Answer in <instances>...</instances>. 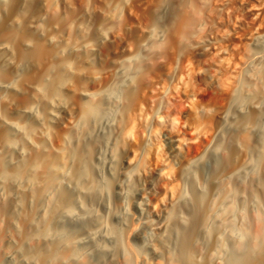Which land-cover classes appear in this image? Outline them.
<instances>
[{"label": "bare ground", "instance_id": "6f19581e", "mask_svg": "<svg viewBox=\"0 0 264 264\" xmlns=\"http://www.w3.org/2000/svg\"><path fill=\"white\" fill-rule=\"evenodd\" d=\"M49 4L0 0V264H264V0L182 3L164 48L208 26L206 10L225 17L206 46L222 96L203 97L183 61L188 131L166 151L128 84L132 57L94 69L114 25L86 33L82 7L67 21Z\"/></svg>", "mask_w": 264, "mask_h": 264}, {"label": "rangeland", "instance_id": "374dc122", "mask_svg": "<svg viewBox=\"0 0 264 264\" xmlns=\"http://www.w3.org/2000/svg\"><path fill=\"white\" fill-rule=\"evenodd\" d=\"M184 1L185 0H166V1L165 0H49L48 1L47 0L48 4L51 3L49 4L52 6L50 8L52 10L55 9L54 10L55 13L58 11H62L65 14L63 16L64 19L67 21L71 19L70 16L74 20L75 19L74 17L76 16L75 13H77L80 9L83 8V10H81L83 12L82 15L81 16L79 15L80 17L79 16L78 17L80 18V21H82L83 25H86L85 27L88 26L87 28H85V31H87L86 33H90L93 30L92 28H94L93 26L97 25L98 23H103L104 26L106 25L105 27H108V25L109 26L114 25L115 27L114 30H111L107 33L108 37L106 38L105 42H103V44H100V46L97 48L98 50V51L96 50L97 54L94 53L93 58L96 59L94 60L96 63L93 61L94 69H96V71L100 70V72L103 71L106 72L105 68H107L106 65L107 63L105 62L109 60L108 58L117 60V58L120 59L124 55H130L132 57V63L129 62V64L127 63L125 65L128 66L127 68L130 67V69H128L130 70L128 73L129 75L133 76V80L128 84L131 88L134 87L135 88L134 90L136 91V93H138L137 95L144 108L143 109L141 107L140 110L142 109L144 116H146L144 117V119L147 118L145 121L148 120L147 122L148 124L154 123L155 125H158V127H160L159 132L161 133H158L159 135L157 134V138L155 135L154 138L157 140L153 138V141L156 144H160L163 142L161 144L162 147L164 148L162 149V151L168 150L169 146L167 145V141H165L167 140V137L169 139L174 135H176L177 132L178 134L176 136H179L180 129L181 130L183 129L181 131L182 134L183 133L185 134L188 131L187 128L182 127L181 123L178 124L179 121L178 119L185 118L187 116V113L185 112L189 109L186 103L184 105L185 102L184 98L181 97L185 91L182 90L183 92L182 93L181 89H178L179 83L181 82L179 81L181 78L180 75H182V73L184 74V71L183 69H181V66L182 65L184 66V64L186 63L185 60L186 61L191 60L193 65H196V68H199L201 71H203L202 74L198 77L199 78L198 81L200 82V83L198 82V84L200 85H198L199 87H197V89L201 90V93L204 94L202 95L203 97H205L206 99L208 97L207 100H209L210 98H214L215 96L220 94H221L220 97L222 96V93L218 88V86L216 87L215 84L213 85V83L209 81L211 74H213V72L217 68V64H216L217 62L215 57L212 58L207 54V53L210 54V52L206 50L207 49L206 46L209 47V45L211 44L209 43L212 39L209 37L212 36L211 32L213 31L216 32L218 30L217 23H221V22L224 23L225 17L223 20V18H220L219 15H216L215 13L212 14L213 12L212 13L210 12L211 15L213 16L215 15V17L216 16L219 17L216 18L217 20L219 19V22L216 21V23L213 24V22H210L212 21L210 13L206 10L205 12H207V14L205 20L208 23V26H203V25H201V27L193 26L194 28L192 30H194L195 32L192 31L190 28V33L192 34L194 33L193 35L194 38L192 34L189 33L191 37L188 36V39L183 41L182 43L178 42V40L174 41L175 44L176 43L178 44L176 45L177 47L173 44L172 46L174 48L172 47V50H170L171 47L169 46L167 48H164L165 39L167 37L172 36L173 33L177 35L178 30L176 31V28L178 25H180V21L182 20L181 17L179 18L178 16H182L183 18V16L186 14L185 11L186 9H184V7L182 6V3ZM111 2L112 3L117 2L120 4V10L118 12L112 10L113 4ZM200 7L201 9H207V6L204 5L202 2H200ZM51 11L48 10L49 13H51ZM84 13H88V15L86 14L87 15L86 16ZM73 14H75V16H73ZM207 15H209L208 17H210L209 18L210 20L208 19ZM81 17H83V19ZM221 19L223 21H220ZM177 22H179L178 25L176 24ZM167 34L169 36H166ZM195 36H197L198 39ZM203 47H205L204 50H206L207 52L201 53L200 50L203 49ZM233 47L234 46H232L231 49L235 48ZM198 53L201 55H199ZM204 54L207 55L203 56ZM167 64L170 66L172 65V67H174L175 69L173 70L174 72H172L171 70L169 71V68L171 69V67L168 66ZM168 72H170L171 75H173L174 73L176 77L170 79L171 75ZM180 72L181 74H179ZM205 79L208 80L205 81ZM249 79L252 81V78ZM176 81L178 82L176 83ZM207 82L208 83L210 82L209 85L207 84V86L209 87L205 86ZM166 83H169V85ZM165 86H168V88L166 89V93L164 92ZM172 87L174 88L177 87L175 88V90L176 89L178 90H176L175 92L174 88ZM177 91L182 93V95ZM184 114H186V116ZM169 134L171 136H169ZM182 134H180V136ZM241 135L242 133L240 132L233 133V137H235L236 140L238 141L241 140L240 138H243V135L242 136ZM202 140L201 141L204 142V139ZM201 141L199 143H201ZM205 141L209 143L208 140L205 139ZM207 142L204 143L206 144ZM204 143L203 144L201 143V145L198 144L194 145V148L196 146L197 147L200 146L199 148L196 147L194 150H190L187 147L188 150L191 152L190 154H192V152L193 155L197 154L199 151H195V150H199L204 145ZM187 151L184 152L186 153ZM189 151L187 152V154L185 153L184 154L188 155ZM243 183L241 185L244 188L246 184ZM240 221L243 222L242 220H238L239 225H240ZM142 223L144 224V221ZM228 239L229 241H231L229 242L231 243L229 244L230 247L233 244L236 245L237 247H239L238 245H240L241 247V242L237 239L236 236L229 234ZM236 239L238 240V242ZM224 254L226 253L223 251L222 255L226 256ZM222 255L220 256V258L222 257Z\"/></svg>", "mask_w": 264, "mask_h": 264}]
</instances>
